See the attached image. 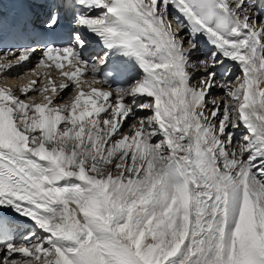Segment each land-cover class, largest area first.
<instances>
[{"label":"snow or ice","instance_id":"1","mask_svg":"<svg viewBox=\"0 0 264 264\" xmlns=\"http://www.w3.org/2000/svg\"><path fill=\"white\" fill-rule=\"evenodd\" d=\"M8 3L0 264H264V0Z\"/></svg>","mask_w":264,"mask_h":264},{"label":"bare ground","instance_id":"2","mask_svg":"<svg viewBox=\"0 0 264 264\" xmlns=\"http://www.w3.org/2000/svg\"><path fill=\"white\" fill-rule=\"evenodd\" d=\"M239 75V73H238ZM17 76L11 74L9 77L7 78H4V77H0V86H3L5 84H8L10 86H13L15 87L16 84L18 83L17 79H16ZM24 83H27V78H25V80L23 81ZM221 94V90L217 89V90H214L213 91V96H217V95H220ZM33 95H36L37 96V99L39 100L41 97L39 94H36V93H33ZM67 95L69 94H66V97ZM128 123H131V121H129ZM125 131H127V128H125ZM0 214H2L3 216H5L7 219L9 220H18L20 219L16 213H14L12 210L10 209H3V210H0Z\"/></svg>","mask_w":264,"mask_h":264}]
</instances>
